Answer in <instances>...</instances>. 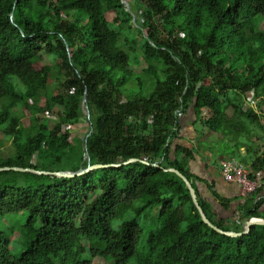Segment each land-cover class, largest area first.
<instances>
[{
	"label": "trees",
	"instance_id": "obj_1",
	"mask_svg": "<svg viewBox=\"0 0 264 264\" xmlns=\"http://www.w3.org/2000/svg\"><path fill=\"white\" fill-rule=\"evenodd\" d=\"M263 25L264 0H0V133L13 148L0 168L49 172L69 164L75 172L137 160L73 178L0 172V216L28 213L24 250L15 257L0 236V264H264V225L238 237L218 233L202 221L183 181L165 171L193 179L185 161L194 149L177 148L171 157L190 114L220 135H242L246 121L259 119L242 106L250 95L264 98ZM127 42L135 45L128 53L141 50L132 68ZM44 56L58 64L36 69ZM140 62L152 77L147 89L134 73ZM81 118L89 123L83 139L63 132ZM257 171L264 174V150L250 176ZM196 196L222 231L241 233L250 219H264L261 198L234 209L221 200L230 215L219 222ZM136 201L135 217L113 228ZM153 207L160 227L139 249L137 219Z\"/></svg>",
	"mask_w": 264,
	"mask_h": 264
},
{
	"label": "crops",
	"instance_id": "obj_2",
	"mask_svg": "<svg viewBox=\"0 0 264 264\" xmlns=\"http://www.w3.org/2000/svg\"><path fill=\"white\" fill-rule=\"evenodd\" d=\"M196 126L195 119L191 114L185 118L180 132L171 141V157H175L177 148L194 149V155L185 161L186 169L192 175L191 185L195 193L199 194L207 203L211 214L220 222L221 219H226L230 215L220 208L219 202L221 200L230 203L231 208L234 209L237 206L236 202L250 199V197L255 200L261 198L263 202L260 211L264 213V187L247 198H242L239 187L224 181L220 173L221 163L230 159L235 160L247 171H250L255 153L264 150V139L260 146L254 148L242 143L243 140L240 141L241 134L237 133V130L236 133L220 135L202 128L200 132L196 131ZM198 134L203 136L200 140L196 138ZM257 140L260 141L261 138L258 137ZM204 143L206 147H204ZM224 150L226 153L222 155Z\"/></svg>",
	"mask_w": 264,
	"mask_h": 264
},
{
	"label": "rangeland",
	"instance_id": "obj_3",
	"mask_svg": "<svg viewBox=\"0 0 264 264\" xmlns=\"http://www.w3.org/2000/svg\"><path fill=\"white\" fill-rule=\"evenodd\" d=\"M107 19L109 22H112L114 19L113 13L107 14ZM264 29V25H263ZM264 32V30H263ZM130 46H135L134 44L130 43ZM128 42L126 43V46H124L125 51L128 50ZM139 47V46H138ZM137 47V48H138ZM127 52V51H126ZM128 53V52H127ZM129 54V66H131L138 60V57L141 55V50L137 49L136 53H128ZM140 54V55H139ZM140 58V57H139ZM50 65L55 66L58 64V61L55 60L52 57L44 56L43 61L40 63H37L35 65L36 69H40L43 65ZM146 68L145 64L140 62L139 66L135 68L134 73L139 76L143 83L144 87L147 89L150 87L152 82V77L150 75H147L145 73H142V70ZM136 85L135 83H132L131 86L128 87L134 88ZM49 89L53 90L55 92L56 90V84L54 81H50L49 83ZM139 88H135L136 93L138 95H143L145 92H142ZM43 99H41L42 101ZM264 98H258L254 99L251 95L246 99L245 103L243 104L242 111L245 112L247 110H253L257 114H260L261 118L258 119L256 122H245V132L241 135L240 141L242 143L250 145L251 147L260 146L262 143V140L264 139ZM2 103L0 102V109H1ZM21 110V109H20ZM56 110H60L57 108ZM23 124L24 126H27L29 116L28 112L23 111ZM27 116V117H25ZM259 116V117H260ZM89 128V123L87 122V119L81 118L80 122L70 128L65 129L63 132L66 134H69L71 137L76 138L78 140L83 139V137L86 135ZM201 127L200 125L196 126V131L200 132ZM203 137L201 134L196 135V138L200 140V138ZM261 138L260 141L257 140V138ZM202 144V141H201ZM204 147H206V144H203ZM225 150L222 153V155H225ZM13 154V148L11 145L10 140L0 133V158L6 159L10 157ZM221 155V156H222ZM71 169V166L69 164H59L56 165L53 168H49L50 171H68ZM119 188H122V184L119 182ZM141 205L140 201H136L132 204L130 210L123 216L119 217L117 220L113 222V228H116L117 225L121 224L124 221L130 220L135 217L134 210L137 209ZM158 207H153L146 211L144 214H142L139 219H137V222L139 226L141 227V236L138 243V248L141 249L143 245L145 244L146 238L151 232H156L159 229V225L155 226V219L157 216ZM28 221V213L27 212H21L19 214L9 215L5 217L0 216V236L2 239H7L9 241V248L12 255L15 257L19 256L21 252L24 250L23 243L25 241V226ZM85 246H88V243L85 242ZM89 257L88 254H86L83 259H87ZM92 264H109L105 262L103 259H95L93 260Z\"/></svg>",
	"mask_w": 264,
	"mask_h": 264
},
{
	"label": "water",
	"instance_id": "obj_4",
	"mask_svg": "<svg viewBox=\"0 0 264 264\" xmlns=\"http://www.w3.org/2000/svg\"><path fill=\"white\" fill-rule=\"evenodd\" d=\"M85 102H86V98L84 97L83 101H82L83 113L88 118L89 111H88L87 106L85 105ZM90 133H91V131H90ZM90 133L85 138V144H86V140L89 137ZM135 161H137V160L136 159H130V160L126 161V162H123L122 164H116V165H90L88 163V166L85 169H80V170L75 171V172H72V171L46 172V171H36V170H33V169H22V168H16V167L0 168V172H2V171L30 172V173H34V174H37V175L54 176V177H58V178H73V177H76V176H81V175H83L85 173H88V172H90L92 170L103 169V168L120 167L122 165H126L128 163L135 162ZM153 166L158 167V165H156V164H154ZM165 171L174 173L175 175H177L183 181L185 187L189 191V194L191 196L192 202H193L194 206L196 207V209H197L202 221L206 225H208L210 228H212L215 231H217L218 233L226 235V236H229V237H238V236L247 234L249 232L250 227L253 226V225H264V219L252 218L248 222L245 223L243 232H241V233L225 232V231H222L221 229H218L216 226H214L209 221V219L206 217L205 213L203 212L202 208L199 206L196 193H195L190 181L185 176H183L179 171H177L175 169H166Z\"/></svg>",
	"mask_w": 264,
	"mask_h": 264
},
{
	"label": "built area",
	"instance_id": "obj_5",
	"mask_svg": "<svg viewBox=\"0 0 264 264\" xmlns=\"http://www.w3.org/2000/svg\"><path fill=\"white\" fill-rule=\"evenodd\" d=\"M175 116L177 119L182 117L181 109L175 112ZM220 173L224 181L239 187V193L242 198H247L257 192L261 187H264L263 172L257 171L254 175L250 176L249 171L232 159L225 160L221 163Z\"/></svg>",
	"mask_w": 264,
	"mask_h": 264
}]
</instances>
